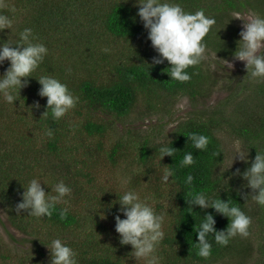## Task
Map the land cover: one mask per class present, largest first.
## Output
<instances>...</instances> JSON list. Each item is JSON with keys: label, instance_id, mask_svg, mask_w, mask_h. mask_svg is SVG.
I'll return each mask as SVG.
<instances>
[{"label": "trees", "instance_id": "1", "mask_svg": "<svg viewBox=\"0 0 264 264\" xmlns=\"http://www.w3.org/2000/svg\"><path fill=\"white\" fill-rule=\"evenodd\" d=\"M173 2L187 12L203 10L206 16L215 18L216 23L204 43L206 51H214L223 59L233 58L240 40L241 28L232 14L251 10L264 15V0ZM137 11V0H0V14L12 18L14 29L18 30L14 35L30 27L36 37L33 42L44 43L48 48L44 61L32 73L33 77L28 78L29 85L20 90L19 100L14 104H0V203L10 221L28 235L40 234L44 228L62 235L68 233L70 237L78 234L66 243L78 253V264H129L131 246L121 245L119 235L111 236L115 229L114 217L118 214V196L122 192H117L118 196L115 194L105 207L102 199L81 194L83 199L88 197V203H99V208L79 212L62 202L56 205L50 218L27 216L26 211L17 216L15 211L22 199V185L27 187L33 178L42 181L46 193L60 180L81 192V188L84 189L81 185L89 187L92 184L93 172L88 168L104 165L115 171L123 165L125 174L130 173V168L134 173L140 170L129 178L128 190L138 192L145 188L152 192L156 201L152 206L157 213H165V235L157 248L161 264H249L255 250L259 255L255 264H264V236H259L263 238L257 246L253 241L259 238L254 237L253 232H264V207L251 198L246 202L238 195V191L250 193L251 189L242 187L247 182L233 175L237 169L243 172L250 166L256 150L264 152V80L249 79L244 67L237 80L228 75L236 84L226 87L230 92L228 98L206 106V99L220 78L211 62L206 63L204 59L201 64L190 67L188 82L170 80L167 73L170 66L166 60L161 64L152 63L158 54L147 39V30ZM2 36L0 34V40L7 42ZM220 63L217 61L218 66ZM8 67L9 62L5 61L0 66V75ZM42 75L56 77L79 97L75 108L59 120L52 119L50 110L48 115H43L46 98H42L44 103L38 109L30 107L32 97H40L41 86L36 78ZM181 98H186L191 108L162 138L154 140L150 134L143 135V129L126 128L125 139L122 136L111 140V144L105 142L110 125L123 122L134 112L138 113L139 120L161 111L172 114ZM8 108L13 111L11 115ZM28 118L35 119L36 129L45 132L40 147L24 138L25 131L27 135L32 133L26 126ZM49 129L53 132L51 137L46 135ZM192 133L209 138L207 150L193 147L188 139ZM230 139L241 142L247 153V163L229 160L226 142ZM162 146L174 148L173 156L161 159L159 149ZM188 152L193 154L195 163L184 167L181 161ZM214 152L220 154L215 157ZM35 166L37 172L29 171ZM135 166L140 168L136 170ZM166 168L174 172V179L169 177L172 181L167 185L160 182ZM188 175L193 177L191 184L185 182ZM197 192H204L213 199H229L231 204L241 207L252 220L250 235L246 238L236 236L227 246L216 244L210 235L211 256L207 259L197 256L195 229L203 216L213 214L217 231L226 229L229 224L228 218L212 209L191 206L192 195ZM64 207L69 212L61 219L59 213ZM121 218L124 217L121 215ZM102 233L113 241L97 238ZM62 235L57 236L62 240ZM56 238L39 242L31 253L37 255L31 259V264H50V251L43 247ZM2 246L5 247V243L0 235V251L5 252L0 255V264L5 261L10 264V249ZM44 255H48L47 258ZM18 261L25 264L20 257Z\"/></svg>", "mask_w": 264, "mask_h": 264}, {"label": "clouds", "instance_id": "2", "mask_svg": "<svg viewBox=\"0 0 264 264\" xmlns=\"http://www.w3.org/2000/svg\"><path fill=\"white\" fill-rule=\"evenodd\" d=\"M137 6V16L147 30V39L158 54L157 57H153L152 63L161 64L166 60L170 66V71L167 72L170 80L188 82L191 75L187 70L201 64L206 58L204 39L216 23L215 18L206 16L203 10L187 12L173 0H137ZM11 11L14 13L15 9L12 8ZM12 22V18L0 14V31L10 29ZM239 36L238 47L233 53L234 59L245 62L249 79L257 82L264 80V15L256 13L247 21L244 20ZM34 40L36 37L32 28L25 27L19 32L16 43L0 41V66L6 60L9 62V67L0 75V95L8 104H14L19 100L20 90L29 85L28 78L33 77L32 73L38 69L48 54L47 46L44 43H35ZM224 61L229 69L233 67L232 63ZM36 80L41 86L38 95L46 98L44 116L48 115L50 110L52 119L59 120L79 102V97L69 90L67 84L56 77L42 75ZM32 107L38 109L39 102H35ZM46 135L51 137L52 130H47ZM188 139H191L193 147L197 150H207L209 145L207 136L192 133ZM173 149L162 146L159 149L162 154L161 159L166 155L172 157ZM219 154L214 152L213 156L217 157ZM236 157L245 163L248 162L247 153H238L234 158ZM194 163L193 154L185 153L181 165L187 167ZM233 175L247 182L242 187L251 189L250 193L238 191V195L246 202L251 198L257 205L264 207V152L256 150L250 166L243 172L237 169ZM169 177L173 180L174 172L166 168L160 177V182L167 185L172 181H169ZM192 180L193 177L188 175L185 182L191 184ZM41 182L33 178L27 187L22 185L24 189L21 194L22 199L15 206L17 216H21V212L26 211L27 216L50 218L57 204L62 202L67 204L65 197L71 194L72 189L63 180L58 181L48 193L45 192ZM43 184L46 185L44 182ZM117 202L119 208L114 220L115 232L119 235L120 244L131 246L130 255L136 261L161 264L162 258L157 255V248L165 235L163 231L165 213H157L155 208L146 199L142 200L134 190L119 195ZM190 205L199 206L201 209H212L229 219L227 228L217 231L213 214L206 213L203 216L199 227L195 229L197 256L203 259L211 256L210 235L220 246H227L236 236L246 238L250 235L251 217L246 215L237 204H231L229 199L227 201L220 198L213 199L204 192H197L192 195ZM68 212L67 207L62 208L59 213L60 218H66ZM121 215L124 218H121ZM46 247L50 251V264H78V253L61 239L51 240L50 245Z\"/></svg>", "mask_w": 264, "mask_h": 264}, {"label": "rangeland", "instance_id": "3", "mask_svg": "<svg viewBox=\"0 0 264 264\" xmlns=\"http://www.w3.org/2000/svg\"><path fill=\"white\" fill-rule=\"evenodd\" d=\"M252 14H255L254 11H245L242 13H234L232 14V19L239 24L241 30L243 28L244 20L247 21ZM16 26L12 24L10 29H4V31H0V34L3 36L1 39H5L9 44L16 43L18 36L14 35L16 31H18ZM1 41V40H0ZM206 63L211 62L210 65H212V69L218 73L219 83L214 88V90L210 93V97L206 99V106H213L214 104H218L220 102L225 101L230 92L226 89V87H234L235 81H232L228 78V75L230 77L237 78L242 73V69L245 67V62L235 60L234 57L231 59H223L218 53L208 50L206 51ZM227 60L230 63H232L233 67L229 69L227 65H225V61ZM7 61V60H6ZM216 61V62H215ZM217 61L221 62L220 66H218ZM3 74V73H2ZM25 94H29V92H25ZM34 95V93H32ZM39 102L40 106L43 105V99L41 97H32L30 107L33 106L35 102ZM0 104L5 105L6 102L3 100L2 95H0ZM189 101L186 98H181L175 105L174 110L172 114H168L165 112L155 113L153 114V117L147 118L144 120H139L138 113L134 112L132 113L127 119H125L123 122H118L116 124L110 125L109 130L107 134L105 135V142L111 144V140L113 139H119L123 136L122 139H125L124 137V129L128 128H139L145 130L144 134H150L151 139L158 140L163 137L167 132L171 131L173 126L178 124L182 120V118L186 117L187 112L190 110L191 107ZM7 112L10 113V115L13 113L11 108H8ZM100 116V115H99ZM98 116V117H99ZM35 119L28 118L26 119V126H29L31 129V132L25 131L24 138H29L31 143H34L35 146L40 147L42 145L43 140H45V132L39 129H36L37 126L35 123ZM37 137V138H36ZM228 137L229 136H225ZM35 139V140H34ZM134 139V137H132ZM34 140V141H33ZM11 141V139H10ZM138 142V140H137ZM226 144H228L229 147V156L230 161L231 159L233 161H240L238 157L234 158L238 153L246 154L245 149L243 148L241 142L237 139H230L227 140ZM121 164H124L123 161H121ZM136 167V170L140 167ZM93 172V180L92 184L88 186L81 185L84 189L81 188V192L77 191L76 188L72 187L73 192L71 197L65 198V200L68 201L67 204H70L73 210L75 211H85L89 209L99 208V203L92 204L88 203V197L86 199H83L80 195L81 194H90L92 196H95L96 198L102 199V206L105 207V205L109 202L110 199L117 195V192L124 193L128 190V187L130 183L128 182L135 174H139L140 170L136 173H134L133 169L130 168V173L127 174L124 173V166L122 165L120 169L111 171L109 169H106V166L104 165H96L92 168H88ZM29 171H32V173H35L38 171V167H33L29 169ZM82 173V172H81ZM130 178V179H129ZM82 182L86 185L85 177H82ZM89 192V193H88ZM138 195L142 200H147V202L151 205L155 204L156 201L154 200L155 195L148 191L147 189H139L137 192ZM145 197V198H144ZM102 218L105 219V213H102ZM108 223L110 227V222ZM113 228V227H110ZM30 231L35 232V230L30 229ZM36 233V232H35ZM111 236L117 234L115 232V229L111 231ZM62 235L60 232L50 230V228H44L40 234H33L28 235L26 233H23L20 231L9 219V215H7V212L4 210L2 204L0 203V235L4 240L5 247L2 246V248H8L10 249V255L12 256V259L10 260V264H19L18 258L20 257L21 260L23 259L25 264H31V259L36 257L37 255H31V253H34L33 251L35 247L39 245V242L42 239L46 238H54L59 237L57 235ZM78 234H74L70 237V234L64 233L62 235V241L67 243L70 240H73ZM118 235V234H117ZM254 237L264 236V232L260 233L259 231L253 232ZM97 238H100V240L106 241V240H112V238L105 237L102 233V236H98ZM263 237H259L256 241V238L253 240L256 244L260 243L262 241ZM37 242V244L35 243ZM43 248H46V251L48 248L44 246ZM5 254V252L0 251V255ZM24 254V255H23ZM28 257L29 259H26L25 257ZM48 255H44V258H47ZM258 253L255 250L252 259L249 260V264H255V262L258 260ZM254 258V259H253ZM235 263V262H234ZM4 264H9V261H5ZM129 264H145L143 260H135L134 257H131ZM217 264H226L225 262H219Z\"/></svg>", "mask_w": 264, "mask_h": 264}]
</instances>
